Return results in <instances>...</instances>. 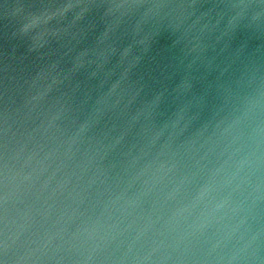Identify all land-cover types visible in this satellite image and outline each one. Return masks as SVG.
Instances as JSON below:
<instances>
[{
    "label": "water",
    "instance_id": "95a60500",
    "mask_svg": "<svg viewBox=\"0 0 264 264\" xmlns=\"http://www.w3.org/2000/svg\"><path fill=\"white\" fill-rule=\"evenodd\" d=\"M0 264H264V0H0Z\"/></svg>",
    "mask_w": 264,
    "mask_h": 264
}]
</instances>
